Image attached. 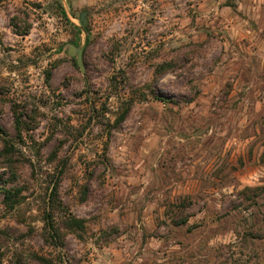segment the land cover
<instances>
[{
    "label": "rangeland",
    "instance_id": "rangeland-1",
    "mask_svg": "<svg viewBox=\"0 0 264 264\" xmlns=\"http://www.w3.org/2000/svg\"><path fill=\"white\" fill-rule=\"evenodd\" d=\"M0 128V264H264V0H0Z\"/></svg>",
    "mask_w": 264,
    "mask_h": 264
},
{
    "label": "water",
    "instance_id": "water-1",
    "mask_svg": "<svg viewBox=\"0 0 264 264\" xmlns=\"http://www.w3.org/2000/svg\"><path fill=\"white\" fill-rule=\"evenodd\" d=\"M87 13H88L87 10H82L80 13V19L82 21L83 24L82 28L84 31H86L85 27L88 23ZM70 47L71 48L68 50V53L71 55H76V61L80 66V68L82 69V71H84V64H83L84 45L76 47L75 45L71 44Z\"/></svg>",
    "mask_w": 264,
    "mask_h": 264
},
{
    "label": "trees",
    "instance_id": "trees-1",
    "mask_svg": "<svg viewBox=\"0 0 264 264\" xmlns=\"http://www.w3.org/2000/svg\"><path fill=\"white\" fill-rule=\"evenodd\" d=\"M59 9H60V11L63 13V15H65V16H67L66 15V12H65V9H64V6L62 5V3H60L59 4ZM126 114H127V110L122 114V116H121V118H120V120H123L124 118H125V116H126ZM19 122V121H18ZM0 130H1V128H0ZM1 132H3V131H1ZM57 191V188L55 189V192ZM8 198H10V200H11V197H12V195H10L9 196V194H8V196H7ZM183 222H185V221H183ZM48 223H49V225L52 227V228H55V225L53 224V221H51V219H50V221H48ZM85 221H84V219H80V218H76V217H73L70 221H69V223H68V226L69 227H71V228H80V229H84L85 228ZM54 235V234H53ZM55 236V235H54ZM44 262H47V263H49V264H51V262L48 260V259H42Z\"/></svg>",
    "mask_w": 264,
    "mask_h": 264
}]
</instances>
